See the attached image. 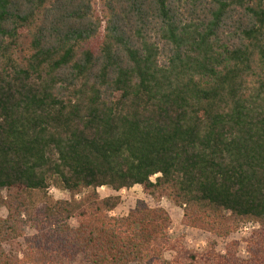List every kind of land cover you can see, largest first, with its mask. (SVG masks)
<instances>
[{
    "label": "trees",
    "instance_id": "16d2710c",
    "mask_svg": "<svg viewBox=\"0 0 264 264\" xmlns=\"http://www.w3.org/2000/svg\"><path fill=\"white\" fill-rule=\"evenodd\" d=\"M80 259L264 264V0H0V264Z\"/></svg>",
    "mask_w": 264,
    "mask_h": 264
},
{
    "label": "rangeland",
    "instance_id": "374dc122",
    "mask_svg": "<svg viewBox=\"0 0 264 264\" xmlns=\"http://www.w3.org/2000/svg\"><path fill=\"white\" fill-rule=\"evenodd\" d=\"M102 197H107L111 195V192L106 189L102 188L99 190ZM49 195L54 197L57 200H64L68 198V194L64 192L57 191L55 189H50ZM120 199L121 203L119 207L112 212L110 215L113 217H122L129 214L132 211L138 201H144L150 206H158L162 207L167 213L170 215L172 220V226L170 228V234L174 240L178 238H183L185 245L191 249L196 251H202L206 248L208 241L211 239L210 234L203 232L199 229L192 228L188 226L184 221V210L172 202L163 199L160 204H154L151 198H148L144 193L141 187H134L131 190H123L117 194ZM255 225H243L241 226L240 230L229 238V240L223 239H215L217 245V250L219 252H223L226 244L230 241H238L240 242V256L246 257V241L249 238L251 232L254 230L252 227ZM257 228V226H255ZM255 228V229H256ZM33 233L31 230L28 229V234ZM25 248L24 240H19L15 243L8 245V250L11 253L18 255L19 257L22 256V251ZM172 255L169 253L166 255L168 261H171ZM76 264H85L83 259H80ZM133 264H140V263H133Z\"/></svg>",
    "mask_w": 264,
    "mask_h": 264
},
{
    "label": "built area",
    "instance_id": "2783aa9c",
    "mask_svg": "<svg viewBox=\"0 0 264 264\" xmlns=\"http://www.w3.org/2000/svg\"><path fill=\"white\" fill-rule=\"evenodd\" d=\"M255 228H256L255 226L252 227V229H255Z\"/></svg>",
    "mask_w": 264,
    "mask_h": 264
}]
</instances>
